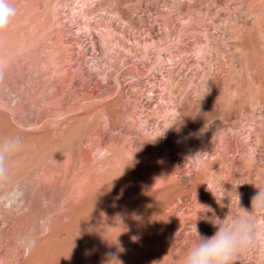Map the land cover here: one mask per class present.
I'll return each mask as SVG.
<instances>
[{
    "label": "rangeland",
    "instance_id": "374dc122",
    "mask_svg": "<svg viewBox=\"0 0 264 264\" xmlns=\"http://www.w3.org/2000/svg\"><path fill=\"white\" fill-rule=\"evenodd\" d=\"M10 2L0 138L22 149L0 178V264H183L196 227L216 231L204 217L247 214L264 190V0ZM251 214L260 235L230 264H264Z\"/></svg>",
    "mask_w": 264,
    "mask_h": 264
},
{
    "label": "clouds",
    "instance_id": "9594fccd",
    "mask_svg": "<svg viewBox=\"0 0 264 264\" xmlns=\"http://www.w3.org/2000/svg\"><path fill=\"white\" fill-rule=\"evenodd\" d=\"M16 14V9L10 0H0V29H3ZM181 125V124H180ZM180 125L176 130H180ZM164 134V133H163ZM22 149V141L18 137L0 138V178L8 173V162L13 155ZM239 207H241V194L237 191ZM252 209H264V190H257L251 199V209H244L246 215L237 213L227 220L219 219V223L209 222L216 228L213 235H201L196 227L198 239L186 251L183 264H230L232 258L239 252L246 250L259 237L260 233L256 230L254 218L251 214ZM110 259L106 261L118 260L115 254H109Z\"/></svg>",
    "mask_w": 264,
    "mask_h": 264
},
{
    "label": "bare ground",
    "instance_id": "6f19581e",
    "mask_svg": "<svg viewBox=\"0 0 264 264\" xmlns=\"http://www.w3.org/2000/svg\"><path fill=\"white\" fill-rule=\"evenodd\" d=\"M67 8V7H66ZM73 10H74V8H73ZM75 11V10H74ZM63 14V13H62ZM69 14V13H68ZM64 15V14H63ZM65 15H67V14H65ZM74 29V28H73ZM77 39V38H76ZM207 167L204 165V164H202V167L200 168V172H206L207 171V169H206ZM197 169V168H196ZM157 175V174H156ZM170 175H171V172H170V170H169V167L166 165V164H163L160 168H159V170H158V175L157 176H159L160 178H164V179H166L167 178V180H168V178H170ZM92 223V222H91ZM45 225H49V223L47 222V224L45 223ZM39 241H36L35 239H31L30 238V240H29V242L27 243L28 245H27V251L29 252V253H31V250H32V252H34L35 254V256H33V257H35V259H37L38 258V260L39 259H41L42 257H43V255L45 254L44 253V251H45V249H44V247L43 246H45L46 244H40V242L38 243ZM104 244V243H103ZM46 248V247H45ZM106 248V247H105ZM103 249V248H102ZM34 250V251H33ZM50 250V249H49ZM49 250H48V252H49ZM107 250V249H106ZM108 251V250H107ZM47 252V251H46ZM51 252V251H50ZM94 252V251H93ZM95 253V252H94ZM93 253V254H94ZM103 253V252H102ZM92 254V255H93ZM91 255V256H92ZM95 257V256H94ZM93 257V258H94ZM124 260L126 261V259L124 258ZM41 261V260H40ZM107 261V260H106ZM105 261V262H106ZM33 262H35V261H33ZM109 263L111 264V262L109 261ZM127 263V262H126ZM91 264H93V263H91ZM94 264H95V262H94ZM106 264V263H105ZM107 264H108V262H107Z\"/></svg>",
    "mask_w": 264,
    "mask_h": 264
}]
</instances>
